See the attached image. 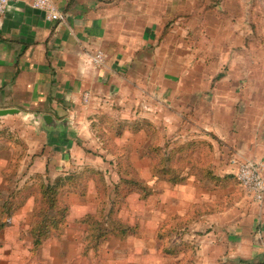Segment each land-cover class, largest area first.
<instances>
[{
    "label": "rangeland",
    "instance_id": "1",
    "mask_svg": "<svg viewBox=\"0 0 264 264\" xmlns=\"http://www.w3.org/2000/svg\"><path fill=\"white\" fill-rule=\"evenodd\" d=\"M181 9L178 26L156 29L173 39L162 48L164 55L144 57L146 72L130 86L131 98L88 110L83 105L78 110L88 123L77 120L65 140H48L29 116L0 118V205L10 207L1 216L6 225L0 230V264H206L186 232L200 216L187 225L182 221L197 211L234 209L237 199L250 195L234 179L230 185L205 176L200 153L180 166L194 167L192 184H172L171 163L160 166L161 151L187 142L178 136L196 135L213 145V172L227 174L228 167H219L233 150L218 145L217 135L228 123L237 127L244 115L239 103L233 111L226 107L241 100L237 87L244 83L259 89L248 94L264 105V0H185ZM162 87L180 91V104L165 99ZM73 173L80 175L57 195L58 209L67 208L65 225L33 250L30 228L41 184ZM140 180L149 194L138 190ZM186 208L185 216L178 213ZM102 209L106 225L116 218L137 227V234H111L98 250H85L82 219Z\"/></svg>",
    "mask_w": 264,
    "mask_h": 264
},
{
    "label": "crops",
    "instance_id": "2",
    "mask_svg": "<svg viewBox=\"0 0 264 264\" xmlns=\"http://www.w3.org/2000/svg\"><path fill=\"white\" fill-rule=\"evenodd\" d=\"M32 1L17 0L0 18V110L20 109L29 115L46 114L56 121H66L58 129L34 123L35 129L45 130L50 141L65 140L77 120L88 123L78 110H84L83 105L88 110L105 104L111 106L112 100L131 98L130 86L140 82L139 76L146 72L142 67L144 57L164 55L162 48L173 39L171 33L165 36L167 31L156 29L178 26L176 17L185 3V0H54L65 16L63 22H56L46 19L42 11L32 6ZM169 17L174 18L171 24L166 21ZM98 52L104 55L101 64L94 60ZM252 88L246 83L237 87L241 95L237 98L241 100L227 104L226 108L233 111L239 103L238 112L244 117L237 127L228 123L217 135L218 145L232 149L233 154L227 164L219 167L222 172L228 167L227 174H214L230 185L233 179L237 181L238 164L244 160L260 162L264 175V105L254 99V94H248L259 90L256 86ZM160 91L165 99L171 97L176 101V106L183 100L180 91L167 87ZM86 94H89L87 105ZM227 121L233 123V119ZM178 138L190 141L196 135ZM215 148L217 153L219 147ZM186 182L179 185L192 184ZM248 197L237 199L234 209L201 215L185 230L197 242L196 248L206 264H264V202L259 204L251 195ZM183 202L189 205L192 200ZM178 213L185 216L187 208Z\"/></svg>",
    "mask_w": 264,
    "mask_h": 264
},
{
    "label": "trees",
    "instance_id": "3",
    "mask_svg": "<svg viewBox=\"0 0 264 264\" xmlns=\"http://www.w3.org/2000/svg\"><path fill=\"white\" fill-rule=\"evenodd\" d=\"M134 128L137 127L139 129L138 124H133ZM148 127L152 124L145 123ZM161 151L162 149L158 147ZM206 150L203 154V150ZM213 145L212 143L208 142L207 140L203 139H193L190 141H187L183 144H177L173 148H171L169 151H161V154L163 156V160L160 161V166L162 165L163 161L166 160L171 165L168 167L169 171L168 173H171V177L168 178V181L172 184H183L185 183L188 178L191 176V171L194 169V167H180L184 164V161L192 156V155H199L206 157V164L205 168H202V173L207 176L208 178L214 180L217 178L215 176L213 170H212V164H213ZM211 159V163L208 162ZM172 161V162H170ZM175 161V163H174ZM173 163L175 165H173ZM178 165L179 167H176ZM159 166V171L161 170ZM158 171V170H157ZM182 171L184 173H182ZM161 172V171H160ZM167 173V174H168ZM80 174L73 173L66 175L64 177L58 178L56 182H49L46 184H41L39 196L36 197L37 202V208H35V212L33 214V221L30 228V235L33 239V250H37L43 242L52 236L53 234L59 233L60 230L65 225V213L67 211L66 207L62 206V209H58V192L59 189L64 187L67 184H71L78 178ZM139 188L138 190L145 194H149L150 191L148 188L144 185L143 181H139ZM238 183V182H237ZM20 192V191H18ZM8 203L4 202L3 205H0V230H2L6 223L3 221L1 216L3 213L10 212V207H7ZM116 205V203H115ZM113 205L110 209V211L114 210ZM102 210H100L98 213L95 214H89L85 216L82 219V223L87 224V236H86V248L93 249L94 251L98 250L99 245L102 241H104L106 238H108L111 234H117L121 236L122 239H126L131 235L137 234V227L129 226L127 223L125 224L119 219L111 218L109 219V225H106L103 221L105 219V216L102 215ZM52 212H56L55 214ZM190 212V211H189ZM210 211H202L199 213L198 211L196 213L193 212L186 215V219L182 221V225H187V223L194 220L197 216H201L205 213H209ZM9 214H7V217Z\"/></svg>",
    "mask_w": 264,
    "mask_h": 264
},
{
    "label": "built area",
    "instance_id": "4",
    "mask_svg": "<svg viewBox=\"0 0 264 264\" xmlns=\"http://www.w3.org/2000/svg\"><path fill=\"white\" fill-rule=\"evenodd\" d=\"M17 0H0V18L3 17L11 7V4ZM32 6L35 9L42 11L49 21L63 22L64 14L58 9L54 0H33ZM104 55L98 52L94 60L97 64L103 62ZM89 94L85 95L87 103ZM238 184L243 188L253 199L262 204L264 202V175L263 166L255 160H244L238 164L235 174Z\"/></svg>",
    "mask_w": 264,
    "mask_h": 264
},
{
    "label": "water",
    "instance_id": "5",
    "mask_svg": "<svg viewBox=\"0 0 264 264\" xmlns=\"http://www.w3.org/2000/svg\"><path fill=\"white\" fill-rule=\"evenodd\" d=\"M9 115H24L29 116L31 118V121H33L35 124L41 125L42 127L46 129H55L59 128L60 126H64L66 121L60 122L56 121L51 115L46 114H27L26 112L20 110V109H1L0 110V118L6 117Z\"/></svg>",
    "mask_w": 264,
    "mask_h": 264
}]
</instances>
